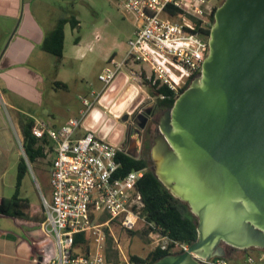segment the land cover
<instances>
[{
	"label": "water",
	"instance_id": "obj_1",
	"mask_svg": "<svg viewBox=\"0 0 264 264\" xmlns=\"http://www.w3.org/2000/svg\"><path fill=\"white\" fill-rule=\"evenodd\" d=\"M208 45L151 148L154 174L187 204L198 236L150 264H205L196 256L228 257L229 246L264 249V0H223ZM126 79L122 72L100 97L122 122L144 100L132 83L123 88ZM84 124L116 143L124 134L100 108ZM134 143L128 153L140 157Z\"/></svg>",
	"mask_w": 264,
	"mask_h": 264
},
{
	"label": "built area",
	"instance_id": "obj_2",
	"mask_svg": "<svg viewBox=\"0 0 264 264\" xmlns=\"http://www.w3.org/2000/svg\"><path fill=\"white\" fill-rule=\"evenodd\" d=\"M118 1L127 14L134 16L135 29L124 56L112 55L107 59L108 64L99 74L103 83L101 91H92V100L81 96L80 114L60 127L35 119L31 128L35 137L50 142L53 153L52 192L50 198H43L46 218L42 226L44 233L53 239L55 255L46 258L43 264H106L104 247L108 235L115 238L118 250L124 254L113 233V224L125 232L149 229L145 235L151 239L150 250L170 249L174 253L190 246L170 239L155 227L150 229L154 225L143 213L145 202L138 188L146 169L119 175L121 162L117 155L120 151L128 153L125 138L116 143L100 136L84 122L96 108L111 114L116 124L120 121L121 116L101 105L100 97L122 71L127 76L126 83L135 85L138 94L142 87L164 85L179 95L201 71L216 0ZM143 95L144 100L149 98ZM78 233L94 236L95 247L84 253L77 250L74 237ZM247 252L243 264H264V249ZM196 257L205 264H233L229 257ZM129 260L130 257L123 255V261L129 263Z\"/></svg>",
	"mask_w": 264,
	"mask_h": 264
},
{
	"label": "rangeland",
	"instance_id": "obj_3",
	"mask_svg": "<svg viewBox=\"0 0 264 264\" xmlns=\"http://www.w3.org/2000/svg\"><path fill=\"white\" fill-rule=\"evenodd\" d=\"M51 3L53 11H58L61 14L62 11L68 12V14L75 15L80 23L77 28H73L71 23L68 24L66 29L67 34V47L70 46V55L58 58L54 54H50L52 58L58 62L57 68L53 67L52 73L59 72L60 80L67 83L68 88L61 91L60 99L67 100V103L63 109L57 103L55 108L60 111H64L65 114L75 116L78 114L80 108L83 107L81 96H86L92 100L91 91L99 90L103 83L99 80V73L104 66L108 64L107 59L111 55L121 57L125 54L128 48V41L133 37L135 29L134 16L129 15L123 9V6L118 0H45ZM223 0H216L217 6L221 4ZM57 12V14H58ZM213 23V22H212ZM211 23V25H212ZM79 37V44L75 43V38ZM43 59L44 64L46 62L45 57L37 59L36 55L29 61L31 66L35 65ZM64 88V87H63ZM145 88V87H143ZM149 87L144 90L149 95H153ZM2 92V91H1ZM13 95V94H11ZM1 97V96H0ZM46 97H50L46 95ZM14 100V96L10 97ZM8 98L9 104L5 103L0 98V159L2 155H6L7 161L0 165V172H3V181L0 182V189L12 196L15 192L18 163L23 157L27 166V171L23 178L21 190L19 194L28 198L31 202L40 205L42 193L47 196L50 195V175L49 166L53 153L46 147L47 155L39 161L30 162L24 153L19 141L18 135H20V127L16 121L14 114L12 100ZM57 97H50V100L44 103V107L53 106ZM148 100V99H146ZM143 100L140 104L142 105ZM50 101V105L48 104ZM70 105V111L67 112V106ZM111 104L109 105L110 108ZM33 111L39 110L40 113H35L40 119L47 120L48 113L42 109H38L33 106ZM59 107V108H58ZM112 113V112H111ZM113 114V113H112ZM111 117L112 115L108 113ZM3 119L7 122L8 127H3ZM61 119H57L56 122H60ZM60 124V123H59ZM121 124L124 128V136L126 141V129L127 122H122L121 119L118 125ZM127 144V143H126ZM150 167L152 169L153 161L150 157ZM1 163V162H0ZM13 185V186H12ZM14 189V190H13ZM112 230L119 243H121L124 254L118 250L115 238L108 235L107 241L104 247V251L107 255L106 264H132L123 261V255L128 258L132 254H139L146 256L151 249L150 238L147 237L141 230L131 232H125L121 230L119 225L113 224ZM111 237L112 242L108 244V239ZM90 249L95 247V239L91 234ZM228 257L233 264H243L244 258L247 255V250L240 251L234 247H227ZM77 250L86 252L81 247ZM177 252V251H175ZM247 252V253H246Z\"/></svg>",
	"mask_w": 264,
	"mask_h": 264
},
{
	"label": "crops",
	"instance_id": "obj_4",
	"mask_svg": "<svg viewBox=\"0 0 264 264\" xmlns=\"http://www.w3.org/2000/svg\"><path fill=\"white\" fill-rule=\"evenodd\" d=\"M57 12H54L52 4L45 0H0V98L6 104H9V101L6 99L7 96L8 98L15 97L14 100L10 99L13 103L12 108L16 121L20 127L18 141L24 153L20 119L22 116L30 117L33 120L40 119L35 114L40 113L39 110L34 112L35 110L33 111L34 108L32 105L44 110L43 113H48V119L41 120L53 127H60L69 118L78 116L83 108L79 109L77 115L70 116V114H65L63 113L64 111L62 112L54 107L55 103L59 104L62 109L65 107L67 100H61L60 95L61 91L66 88H63L64 86L57 84V82L59 81L66 85L67 83L60 80L59 72L55 74L51 72L53 67L56 66L57 68L58 62L52 58L51 53L43 49L42 43L45 37L56 27L61 17L70 16L68 12L62 11L61 14H59L60 12L57 14ZM68 24L70 22L64 26L65 39L62 57L70 55V46L67 47L66 34ZM35 55L37 59L45 57L46 62L50 63V65L44 64L41 58L40 62L35 65L36 67L31 66L29 61ZM122 72L124 73L125 71ZM127 84L125 83L123 88ZM66 87L68 88V85ZM102 87L99 90L92 91L99 92ZM142 88L140 91L148 97L149 95L144 90L146 87ZM46 95L57 97L53 106L50 105L49 101L48 104L50 106L44 107V103L50 100V97L48 98ZM150 98L152 96H149L148 100ZM66 109L67 112L70 111V105ZM0 117H2L1 112ZM57 119H61L60 124L56 122ZM2 124L3 127H8L4 119ZM87 125L91 127L89 122H87ZM122 137L125 138V136ZM39 140L42 142L45 141L42 139ZM7 158L6 155H2L0 165L7 161ZM40 159L42 158H38L34 162L36 163ZM3 180V172H0V182ZM14 189L16 190V187ZM51 192L52 188L50 186L49 196L42 193L40 205L29 200L32 205V218L0 213V264H43L46 258L55 255L53 239L44 233L42 226L46 218L43 198H50ZM20 196L23 197L21 194ZM4 197L10 196L0 189V201Z\"/></svg>",
	"mask_w": 264,
	"mask_h": 264
},
{
	"label": "trees",
	"instance_id": "obj_5",
	"mask_svg": "<svg viewBox=\"0 0 264 264\" xmlns=\"http://www.w3.org/2000/svg\"><path fill=\"white\" fill-rule=\"evenodd\" d=\"M217 7V6H216ZM214 7L211 13V21H214V13L216 10ZM70 22L73 28L79 26V19L75 15L69 17H61L56 27L45 37L42 47L45 51L54 54L58 58H62L64 51V39L65 31L64 26ZM211 25L207 29V34H210ZM79 42V37L75 38V43ZM57 84L63 85L66 88V84L57 82ZM183 88L180 93L184 90ZM150 92L157 95L160 98V105L166 108H171L174 104L177 94H175L167 86L150 87ZM22 134H23V147L28 159L34 162L38 158L46 157L47 149L51 150L48 144L49 141L42 142L35 137L31 128L34 124V120L27 116H22L20 119ZM49 146L47 149L46 147ZM148 154L141 157H134L130 153L120 151L117 155V159L121 162L119 169V175H125L131 170L146 169L143 176L138 182V188L143 195L145 207L143 210L147 220L151 222L154 227L158 229L162 234L168 236L170 239L180 241L182 243L191 244L197 239V219L191 213L186 203L176 198L172 193L164 186V184L158 179L150 167V160ZM27 171V166L24 158L22 157L18 163V173L16 181L15 193L10 197H4L0 201V213L32 218V205L28 198L20 196V186L22 180ZM103 219V218H102ZM148 230L143 232L147 234ZM134 233V231H131ZM85 233H78L74 237V245L81 247L84 251H89L90 239ZM109 238V237H108ZM112 238L108 239V244H111ZM173 253L170 249L156 248L150 250L146 256L139 254H132L130 260L133 264H150L162 256ZM107 258V255H106ZM108 259V258H107Z\"/></svg>",
	"mask_w": 264,
	"mask_h": 264
},
{
	"label": "flooded vegetation",
	"instance_id": "obj_6",
	"mask_svg": "<svg viewBox=\"0 0 264 264\" xmlns=\"http://www.w3.org/2000/svg\"><path fill=\"white\" fill-rule=\"evenodd\" d=\"M159 100L160 98L155 95L153 98L143 102L133 113L129 114L125 142L128 146L130 144L133 145V143L136 142L134 144H137V148L140 151V157L148 154V157L152 159L151 148L158 135L159 122L164 110L168 109L161 106ZM140 125L143 126L141 127Z\"/></svg>",
	"mask_w": 264,
	"mask_h": 264
}]
</instances>
